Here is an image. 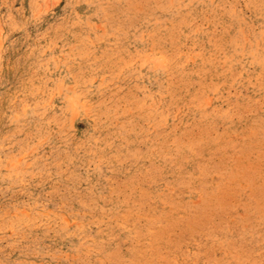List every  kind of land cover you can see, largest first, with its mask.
<instances>
[{"label": "rangeland", "instance_id": "1", "mask_svg": "<svg viewBox=\"0 0 264 264\" xmlns=\"http://www.w3.org/2000/svg\"><path fill=\"white\" fill-rule=\"evenodd\" d=\"M263 156L264 0H0V264H264Z\"/></svg>", "mask_w": 264, "mask_h": 264}, {"label": "bare ground", "instance_id": "2", "mask_svg": "<svg viewBox=\"0 0 264 264\" xmlns=\"http://www.w3.org/2000/svg\"><path fill=\"white\" fill-rule=\"evenodd\" d=\"M183 4V3H182ZM186 5V4H185ZM174 7V6H173ZM168 11V10H167ZM168 13V12H167ZM169 58V57H168ZM179 58V57H178ZM172 60H173V58H172ZM174 61V60H173ZM171 62V61H170ZM154 63H156V62H154ZM167 64H169V62L167 63ZM159 65V64H158ZM166 66H168V65H166ZM177 66H179V65H177ZM164 67V66H163ZM170 67H171V65H170ZM172 68V67H171ZM264 157V156H263ZM262 160V159H261ZM245 165H247V164H245ZM262 166H263V164H262ZM261 166V168H263ZM255 167H258V165L257 166H255ZM260 167V166H259ZM253 169H255L254 167H253ZM264 169V168H263ZM259 171V170H258ZM264 173V172H263ZM241 174V173H240ZM229 175V174H228ZM261 178V177H260ZM226 179V178H225ZM230 179V178H229ZM226 180H228V179H226ZM244 180V179H243ZM182 181V180H181ZM233 181V180H232ZM237 182H239V181H237ZM178 183H181V182H179L178 181ZM183 183V182H182ZM224 183V182H223ZM208 184V183H207ZM242 184V183H241ZM247 184V183H246ZM180 185V184H179ZM226 185V184H225ZM228 185V184H227ZM226 185V186H227ZM248 185V184H247ZM177 186H178V184H177ZM182 186V185H181ZM183 186H185V184L183 185ZM230 186V185H229ZM240 186V185H239ZM258 186V185H257ZM238 188V187H237ZM239 193V192H238ZM177 196V195H176ZM216 196V195H215ZM250 197H251V195H250ZM181 203V202H180ZM153 218V217H152ZM213 218V217H212ZM251 230V229H250ZM148 232V231H147ZM151 232H153V231H151ZM260 252V251H259ZM137 257V256H136ZM138 258V257H137ZM228 261H229V259H227ZM233 260V259H232ZM133 261V260H132ZM151 261V260H150ZM147 262H148V260H147ZM172 262V261H171ZM149 263V262H148ZM164 264V263H163Z\"/></svg>", "mask_w": 264, "mask_h": 264}]
</instances>
